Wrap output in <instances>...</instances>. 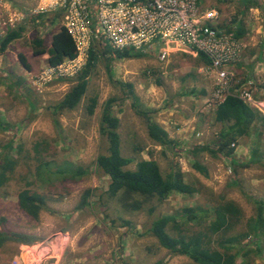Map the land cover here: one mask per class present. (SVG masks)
Wrapping results in <instances>:
<instances>
[{
    "label": "rangeland",
    "instance_id": "rangeland-1",
    "mask_svg": "<svg viewBox=\"0 0 264 264\" xmlns=\"http://www.w3.org/2000/svg\"><path fill=\"white\" fill-rule=\"evenodd\" d=\"M259 1L263 9L244 12L249 32L243 37L242 59L235 65L240 83L257 90L250 75L253 73L259 85H264V0ZM14 2L18 8L36 4V0ZM202 6L217 9L225 28L239 18L243 9L241 0H202ZM53 16L48 14L38 21L29 18L22 23V36L8 46L17 57L25 54L31 65L28 70L19 68L23 71L22 82L0 75V120L8 125L6 130L0 127V152L12 141L10 152L18 161L10 179L0 186V228L39 238L33 244L10 242L0 248V264H13L15 259H21V264L27 263L26 259L30 260L28 264H152L160 259L166 264H198L188 256L175 255L161 247L148 232L150 223L160 214H176L179 229L193 232L208 224L210 217L205 210L224 200H232L242 208L241 222L234 231L245 230L248 219L256 213L254 199L264 200V123L257 120L250 133L238 140L231 159L210 151L193 156L196 146L208 144L216 148L222 123L214 121L212 99L218 81L214 74L209 77L202 72V63L193 55L171 52L161 60L158 49H143L144 55L129 58L101 56L81 103L54 114L50 106L71 88L72 77L36 84L34 76L47 65L48 55L35 56L31 49L35 35L45 37L49 43L51 33L61 26V19L53 20ZM254 42L259 48L251 52ZM256 52L260 53L257 62V56L251 60V54ZM255 65L258 66L254 70ZM126 83L133 84L137 99L127 94ZM262 90L257 95L264 98ZM93 96L98 98V105L90 115L86 105ZM111 97L115 98L113 113L120 119L122 154L135 159L126 168L135 169L141 157L155 159L164 176L179 167L184 180L196 187L193 194L174 192L163 201L154 198L137 211L125 210L119 201L107 197L110 180L97 168L96 158L107 151L100 121ZM142 113H149L165 127L173 142L160 145L153 141ZM36 143H41L38 155L34 150ZM195 158L206 166V175L194 168ZM40 159L49 162L47 170L38 169ZM70 164L83 166L87 174L80 179H65L60 173L49 172ZM25 188L47 198L38 219L19 205V193ZM89 188L93 193L83 204V195ZM151 206L154 215L147 211ZM186 208L194 209L198 219L186 223ZM168 230L175 232L171 227ZM59 232L62 240L55 248L47 241ZM258 241L260 251L253 254V264H264V236ZM44 246L45 252L50 251L48 255ZM252 247L255 249V245ZM50 255L55 256L48 258Z\"/></svg>",
    "mask_w": 264,
    "mask_h": 264
},
{
    "label": "trees",
    "instance_id": "trees-1",
    "mask_svg": "<svg viewBox=\"0 0 264 264\" xmlns=\"http://www.w3.org/2000/svg\"><path fill=\"white\" fill-rule=\"evenodd\" d=\"M243 9L241 17L229 24L227 27L233 29L237 37L242 38L246 34L244 23V12L250 8H262L259 0H241ZM41 14L30 17L32 20L46 17ZM54 18H60L59 13H54ZM61 19V18H60ZM52 20V22H53ZM25 30L21 24L16 29H9L0 39V51L5 50L14 40L20 38ZM31 49L35 56L48 55L46 62L50 65L60 64L67 58L76 55V46L71 35L64 26H60L51 33L49 43L45 37L39 34L32 38ZM157 49H147L149 52ZM110 54V57L129 58L135 55H144L143 50L133 48L115 49L107 41L94 40L89 49L87 61L83 68L72 79L73 85L65 93L63 98L50 107L54 114H60L76 108L88 91L90 76L98 64L101 56ZM19 61L27 70L31 68L27 56L19 53ZM195 58L202 64H208L209 58L203 52H199ZM20 78L18 82H22ZM127 94L137 99L133 84L126 83ZM114 97L109 98L103 108L100 121V133L107 140V151L101 153L96 158L97 168L109 177L108 188L105 191L108 198L119 201L128 211H137L144 208L145 204L156 198L158 201L167 199L174 192L193 194L196 187L184 180V173L179 167H174L166 176L163 175L160 165L155 159L139 158L135 169L126 168L135 159L125 157L122 154L121 138L118 132L120 123L119 117L113 113L112 105ZM98 98L93 96L86 105V111L92 115L96 111ZM213 117L216 123H222V128L215 143L216 148L208 144L199 145L193 148L192 154L195 156L199 152L210 151L212 154H223L230 159L234 155L235 145L241 137L250 133L252 125L260 120L264 123V117L247 104H245L236 94H228L223 102L214 109ZM146 118L149 137L160 145L172 143L169 132L149 113H142ZM0 127L7 129L8 125ZM233 144H235L233 146ZM41 143L34 145L35 153L38 155ZM12 141L5 145V150L0 152V186L4 185L17 166V159L11 154ZM255 155V154H254ZM39 159V158H38ZM41 160V159H40ZM235 165H239L232 159ZM49 162L42 161L38 169H48ZM193 166L199 172L207 174V168L197 158ZM62 178H82L87 174V169L81 165L70 164L67 168H59L56 172ZM93 190L87 189L83 195V204L88 203ZM19 205L26 213L34 219H38L41 210L47 203L44 194L25 188L19 193ZM256 213L247 222V228L243 231H234L241 222L243 216L242 208L232 200L222 201L214 205L212 209L205 210L206 216L210 217L208 224L196 231H182L177 221L176 214H160L155 216L149 227V233L157 238L161 247L168 249L175 255H185L198 264H253L254 256L260 251L259 237L264 236V200L254 199ZM150 215H154V207L147 209ZM189 217L185 221L197 220L198 215L192 208L184 209ZM128 223L129 221H125ZM172 224V225H171ZM171 227L175 232L168 229ZM177 230V231H176ZM249 240L247 241V239ZM254 238L256 240H254ZM39 238L36 235L19 232L7 231L0 228V248L10 242L20 244H33ZM252 245H255L253 249ZM152 264H166L164 259L155 261Z\"/></svg>",
    "mask_w": 264,
    "mask_h": 264
},
{
    "label": "built area",
    "instance_id": "built-area-1",
    "mask_svg": "<svg viewBox=\"0 0 264 264\" xmlns=\"http://www.w3.org/2000/svg\"><path fill=\"white\" fill-rule=\"evenodd\" d=\"M201 3L202 0H36L35 5L18 8L14 0H0V39L32 16L59 13L61 25L74 40L76 55L57 65L47 64L34 76L36 84L74 77L85 65L92 42L99 39L115 49L156 47L161 60L171 52L193 56L203 52L210 62L200 69L209 77L214 74L218 81L213 91L214 109L234 93L264 115V98L237 79L235 65L243 54V38L221 25L217 9H205ZM52 238L55 243L50 242ZM52 238L47 242L56 248L62 233ZM26 260L28 264L30 260ZM20 261L15 259L13 264Z\"/></svg>",
    "mask_w": 264,
    "mask_h": 264
},
{
    "label": "crops",
    "instance_id": "crops-1",
    "mask_svg": "<svg viewBox=\"0 0 264 264\" xmlns=\"http://www.w3.org/2000/svg\"><path fill=\"white\" fill-rule=\"evenodd\" d=\"M239 17H241V15ZM245 29H246V34H245L244 38L246 37L247 33L249 32V28L246 27V25H245ZM250 48H251V52L254 51V49H256V48H259L258 43H256V42L251 43ZM12 51L13 50H11L9 47H7L3 51H0V75L8 76L9 78L16 77L17 80H19L20 78H23V77H21L22 76L21 74H23V71L20 70L19 68L24 69V67L21 65L19 58L17 57V54L16 53L14 54V51L13 52ZM255 56H257L256 62L258 60H260V57H259L260 53H257V52L254 55L251 54V60H254L256 58ZM241 59H242V57H241ZM244 61H246V59H244ZM253 66H254V63H253ZM257 66L258 65H255L254 70ZM250 76H251V83H253L256 87H258L260 94H262L263 90L261 91V89L264 88L263 87L264 85H259V83L256 79V76L253 73H251ZM0 79H3V78L0 77Z\"/></svg>",
    "mask_w": 264,
    "mask_h": 264
},
{
    "label": "clouds",
    "instance_id": "clouds-1",
    "mask_svg": "<svg viewBox=\"0 0 264 264\" xmlns=\"http://www.w3.org/2000/svg\"><path fill=\"white\" fill-rule=\"evenodd\" d=\"M202 4V3H201ZM227 29H229V28H227ZM243 38V37H242ZM189 54V53H188ZM192 55V54H191ZM195 57V56H194ZM50 65V64H49ZM25 70H27L26 68H24ZM250 107V106H249ZM216 109V108H215ZM260 113V112H259ZM260 115H262L263 117H264V115L263 114H261L260 113ZM236 146V145H235Z\"/></svg>",
    "mask_w": 264,
    "mask_h": 264
},
{
    "label": "water",
    "instance_id": "water-1",
    "mask_svg": "<svg viewBox=\"0 0 264 264\" xmlns=\"http://www.w3.org/2000/svg\"><path fill=\"white\" fill-rule=\"evenodd\" d=\"M50 242H51V243H55L56 240H55L54 238H52V239L50 240ZM52 261H53V260H52Z\"/></svg>",
    "mask_w": 264,
    "mask_h": 264
}]
</instances>
